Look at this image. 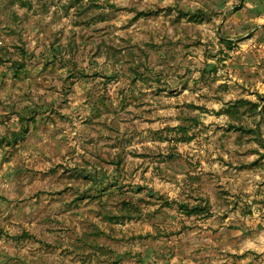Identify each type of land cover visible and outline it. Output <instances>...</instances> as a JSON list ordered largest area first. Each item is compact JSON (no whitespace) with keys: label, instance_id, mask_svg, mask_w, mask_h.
Listing matches in <instances>:
<instances>
[{"label":"rangeland","instance_id":"rangeland-1","mask_svg":"<svg viewBox=\"0 0 264 264\" xmlns=\"http://www.w3.org/2000/svg\"><path fill=\"white\" fill-rule=\"evenodd\" d=\"M25 1L0 0V264H264V115L223 111L263 106L260 0Z\"/></svg>","mask_w":264,"mask_h":264},{"label":"trees","instance_id":"trees-1","mask_svg":"<svg viewBox=\"0 0 264 264\" xmlns=\"http://www.w3.org/2000/svg\"><path fill=\"white\" fill-rule=\"evenodd\" d=\"M14 1L15 2H19L20 5H22V6H26L27 5V1H25V0H14ZM238 1H240V0H238ZM246 4H247V0H245L244 6ZM254 4H258L259 5V8L256 10L258 15L264 13V0H260V1L254 2ZM181 15H188V14L181 13ZM191 15H192V17L195 16V14H191ZM228 16H230V15L228 14L227 17ZM246 29L247 30H252L253 27L251 25H249V27H247ZM219 41L223 45H225L226 47H228V48H233V46L235 44V41H233V40H226V39H224V37H219ZM19 48H20V50H22V59L20 61L14 62V65H15V68H16V70H15V76H18L20 70L24 69V67H25V58H26V55H27V52L25 51L24 48H22V47H19ZM1 50L4 51V48H2ZM10 59H12V58L11 57L2 58L0 56V61H1L2 64L5 63V62H7V61H11ZM134 69L135 68H133V70ZM207 71H209V72H211V71L216 72L217 71V66H215L214 63H211L210 64V69H208ZM140 75H142L143 78L148 79L147 76L144 75V73H142ZM75 76L76 77H78V76L83 77L85 75L80 70H76ZM158 80L160 81V83L164 81L163 78H160V79L158 78ZM173 92H174V90H173ZM179 93H180V91L177 89L174 94L178 95ZM257 95L259 97L260 102L264 105V95H262V94H257ZM245 105H252L254 108H256L255 109V111H256L255 113H256L257 119H258V116H260V114L262 116L264 115V108L261 110V113H259L258 112V109H259L260 105L258 103L252 102L251 100H248L247 98H241V99L235 101L234 103L233 102H230V104L228 106H226V108L223 111H224L225 114L240 116L242 114L241 108L243 106H245ZM191 107H195V106L191 105ZM198 109H201L203 111H206L205 110L206 109L205 107L198 108ZM35 113L36 112H33L32 113V117L31 118L30 117H26L25 115H23L21 117V120L22 121H28L29 119H31V120L34 121L35 120V115H34ZM233 128H236L237 130H241V131H245V129H247L243 125L240 126V127H233ZM177 130L180 131V132H182L183 134H185L184 137L187 136V133H188V128L187 127H183L182 126V127L177 128ZM251 131H253L257 135V137L260 139V141L262 142L261 135H260V131L258 130V128L256 127L255 129H252ZM182 139H184V138H182ZM188 140H192V138L190 137V138H188ZM86 177H88V179L91 182H94V184L97 186V188L98 187L101 188L99 190L100 193H104L105 191L109 190V187L106 186L107 185L106 184V180L107 179L105 180V178L103 176L97 177L94 174H88V175H86ZM137 189H138L137 191H139V190L142 189V187H138ZM123 204L125 205L126 208H129L130 210H132V213L134 211L141 212V207L138 204L134 203V201L126 200V201L123 202ZM182 206L185 207L186 213L188 215H192V214H195V213L196 214H200V213H202L204 211L207 212V210H208V206L207 205L206 206H199L198 208L197 207H191L190 208L188 206H185L184 204ZM235 207H236V205L233 208H235ZM85 245L87 247H91L93 249V253L94 254L97 253V252H98V254H104V253H106L105 252V249H106L107 246L105 245V247H104L103 246L104 244H101V245L95 244L94 245V244H91V242H88V244L85 243ZM85 245H81L79 248L82 250V248Z\"/></svg>","mask_w":264,"mask_h":264},{"label":"water","instance_id":"water-1","mask_svg":"<svg viewBox=\"0 0 264 264\" xmlns=\"http://www.w3.org/2000/svg\"><path fill=\"white\" fill-rule=\"evenodd\" d=\"M241 2H242V0H241ZM226 17H227V15H226V13H225V15H224V19H226ZM245 36H246V34H245V35H242V38L245 37ZM263 108H264V105L261 107L259 113H261V110H262Z\"/></svg>","mask_w":264,"mask_h":264}]
</instances>
